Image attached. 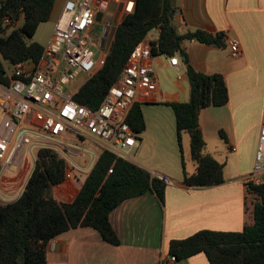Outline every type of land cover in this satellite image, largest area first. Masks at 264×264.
Segmentation results:
<instances>
[{"label":"crops","instance_id":"0c3cea01","mask_svg":"<svg viewBox=\"0 0 264 264\" xmlns=\"http://www.w3.org/2000/svg\"><path fill=\"white\" fill-rule=\"evenodd\" d=\"M94 1L107 12L108 4L104 0ZM65 2L55 3L49 20L54 28ZM177 7L174 20L180 34L198 30L224 34L225 47L187 41L188 64L180 56L179 67L171 66L166 56L151 61L157 92L150 101L141 102L145 130L138 134L139 143L125 160L152 176L169 179L164 206L152 192L124 201L110 215L120 246L107 244L93 229L78 228L47 245L49 264H210L204 253L171 262L170 243L205 230L243 232L245 229L247 208L256 199V195L247 191V182L253 174L264 121V0H177ZM125 15L122 14V19ZM120 23L118 20L116 26H111ZM152 35V40H157L159 30L153 31L147 41ZM233 39L241 44L238 58L231 57L229 41ZM188 65L202 74L223 75L229 90L227 105L208 107L200 115V128L207 144L205 153L225 165V182L215 187L197 189L184 184L183 161L189 175L196 172L197 163L192 158L190 143L189 170L184 136L181 150L171 105L189 101ZM4 117L0 109V134ZM55 151L67 162L69 156L80 160L76 167L68 162L66 174L70 172L71 179L65 178L53 190L58 201L71 203L107 151L98 142L72 133L56 142ZM13 166L17 170L8 174L6 170L12 166L0 165L3 204L13 203L21 196L32 172L30 159Z\"/></svg>","mask_w":264,"mask_h":264},{"label":"trees","instance_id":"16d2710c","mask_svg":"<svg viewBox=\"0 0 264 264\" xmlns=\"http://www.w3.org/2000/svg\"><path fill=\"white\" fill-rule=\"evenodd\" d=\"M57 0H5L0 9V81H6L7 70L26 62H38L44 47L31 41L39 27L49 22ZM133 1L117 26L109 47L105 66L76 94L75 100L97 110L110 88L120 79L135 47L159 30V38L150 40L154 57L180 56L188 64L185 43L196 41L225 47L224 34L198 30L180 34L174 18L177 0H109ZM9 20L10 24H6ZM190 98L186 103L172 104L177 122L178 140L188 134L191 155L197 170L189 175L184 168V184L191 188H210L225 182V165L205 153L206 141L200 128V115L208 107L229 103L226 80L221 74L206 75L188 65ZM127 122L141 134L145 121L141 103L128 115ZM221 138L226 140L223 132ZM114 164V166H113ZM113 166V173L108 176ZM68 162L52 149L37 150L35 165L23 193L13 203L0 202V264H49L46 247L59 236L78 228L97 231L109 245L121 241L111 221V213L124 201L152 192L164 206L167 183L147 170L105 153L71 202L58 201L53 190L65 181ZM256 195L243 232L201 231L170 243L169 254L177 261L204 253L210 264H264V184L250 183Z\"/></svg>","mask_w":264,"mask_h":264},{"label":"built area","instance_id":"2783aa9c","mask_svg":"<svg viewBox=\"0 0 264 264\" xmlns=\"http://www.w3.org/2000/svg\"><path fill=\"white\" fill-rule=\"evenodd\" d=\"M4 2L0 0V9ZM125 3L129 5L123 13H131L134 2ZM100 10H104L102 4L94 0H66L40 60L7 70L6 81H0V109L5 116L0 134V165L11 167L30 159L33 148L55 151L56 142L71 133L98 142L117 159H127L129 151L138 145L139 137L127 122L128 115L135 104L150 101L157 92L151 65L154 56L147 40L135 47L119 81L97 110L75 100L81 88L106 63L109 48L102 49L100 40L96 41L93 35ZM229 46L231 57L238 58L240 41L230 40ZM96 51L103 52L99 59ZM169 59L171 66H180L178 56ZM112 173L113 168L108 174ZM65 178L71 179V173ZM159 178L169 183L166 176ZM250 183L264 184V121L253 174L247 182V191L255 196ZM170 261L177 259L171 256Z\"/></svg>","mask_w":264,"mask_h":264},{"label":"rangeland","instance_id":"374dc122","mask_svg":"<svg viewBox=\"0 0 264 264\" xmlns=\"http://www.w3.org/2000/svg\"><path fill=\"white\" fill-rule=\"evenodd\" d=\"M123 14V13H122ZM122 14H121V17L119 18V23L122 21ZM106 26H107V23L106 22H101V23H97L96 22V25H95V28H94V31H93V35H94V38H95V40L96 41H99V40H101V38H102V36H103V34H104V31H105V28H106ZM53 30H54V25H53V23H50V22H47V23H44V24H42L41 25V27L39 28V30H38V32H37V34H36V36L31 40V41H34V42H37V43H39L41 46H43L44 48H46L47 47V45H48V43H49V41H50V39H51V36H52V34H53ZM153 33V32H152ZM154 34H157V33H154ZM152 38H153V35H152V37H151V39L150 40H152ZM149 40V41H150ZM97 52V56H96V59H99L102 55H103V52H100V51H96ZM12 69V68H11ZM10 69V70H11ZM78 81H81V80H78ZM183 136H184V148H185V150H184V154H185V152H186V158H187V165H188V167H189V170H191V161L189 160V148H190V142H189V140H190V137H189V135L188 134H186V133H184L183 134ZM37 150L38 149H36V148H33V150H32V155H33V157L31 156L30 157V160H31V163H32V170H33V168H34V165H35V162H34V159L33 158H35V156H36V154H37ZM68 162H69V164L71 165V166H77V161H80V160H77V156H69L68 157ZM34 162V163H33ZM17 170V167L16 166H12L10 169H8V170H6V173H11V172H13V171H16ZM4 170H3V168L1 169V173L3 172ZM252 199H250V201H251ZM253 201H255V199L253 198V200H252V202L251 203H253ZM252 206H251V204H250V208H251Z\"/></svg>","mask_w":264,"mask_h":264},{"label":"water","instance_id":"95a60500","mask_svg":"<svg viewBox=\"0 0 264 264\" xmlns=\"http://www.w3.org/2000/svg\"><path fill=\"white\" fill-rule=\"evenodd\" d=\"M104 1L108 4L107 12L100 10L97 14V23H101L103 21L107 23L104 34L100 40V47L102 49L110 47L117 30V27H112L111 25L113 24L116 26L118 24V20L123 13L124 8L129 5L125 2L118 3L117 1ZM171 19L174 20L173 13L171 14Z\"/></svg>","mask_w":264,"mask_h":264},{"label":"bare ground","instance_id":"6f19581e","mask_svg":"<svg viewBox=\"0 0 264 264\" xmlns=\"http://www.w3.org/2000/svg\"><path fill=\"white\" fill-rule=\"evenodd\" d=\"M132 5V4H131ZM131 5L129 6V8H131Z\"/></svg>","mask_w":264,"mask_h":264},{"label":"flooded vegetation","instance_id":"af4514ba","mask_svg":"<svg viewBox=\"0 0 264 264\" xmlns=\"http://www.w3.org/2000/svg\"><path fill=\"white\" fill-rule=\"evenodd\" d=\"M114 20V19H113ZM113 25V24H112Z\"/></svg>","mask_w":264,"mask_h":264}]
</instances>
